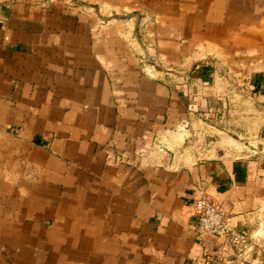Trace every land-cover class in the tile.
I'll use <instances>...</instances> for the list:
<instances>
[{"label": "crops", "instance_id": "obj_1", "mask_svg": "<svg viewBox=\"0 0 264 264\" xmlns=\"http://www.w3.org/2000/svg\"><path fill=\"white\" fill-rule=\"evenodd\" d=\"M199 191L264 264V0H0V264H238Z\"/></svg>", "mask_w": 264, "mask_h": 264}, {"label": "built area", "instance_id": "obj_2", "mask_svg": "<svg viewBox=\"0 0 264 264\" xmlns=\"http://www.w3.org/2000/svg\"><path fill=\"white\" fill-rule=\"evenodd\" d=\"M143 21L145 26L152 23L151 19L148 18H144ZM140 64L144 66L143 61ZM155 65L157 69H160L166 75H170L165 70L164 62L161 59L156 58ZM203 68L204 70L195 67L193 73L205 82L212 73L208 67ZM187 78H184V80ZM191 208L197 220V234L201 237L223 238L225 242L224 247L230 248L233 251L238 264H246V260L253 251L252 243L255 242L254 239L232 234L228 227L225 213L203 191L198 192L196 199L191 204Z\"/></svg>", "mask_w": 264, "mask_h": 264}, {"label": "rangeland", "instance_id": "obj_3", "mask_svg": "<svg viewBox=\"0 0 264 264\" xmlns=\"http://www.w3.org/2000/svg\"><path fill=\"white\" fill-rule=\"evenodd\" d=\"M206 65H208V67H213L211 63H204V65H198V66H196V68H200V69L204 70L203 67H206Z\"/></svg>", "mask_w": 264, "mask_h": 264}]
</instances>
